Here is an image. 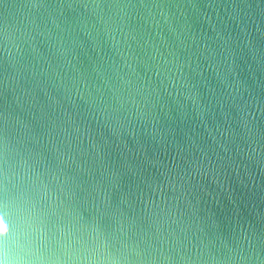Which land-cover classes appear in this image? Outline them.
I'll return each mask as SVG.
<instances>
[{"label":"water","instance_id":"obj_1","mask_svg":"<svg viewBox=\"0 0 264 264\" xmlns=\"http://www.w3.org/2000/svg\"><path fill=\"white\" fill-rule=\"evenodd\" d=\"M2 264H264V0H0Z\"/></svg>","mask_w":264,"mask_h":264},{"label":"clouds","instance_id":"obj_2","mask_svg":"<svg viewBox=\"0 0 264 264\" xmlns=\"http://www.w3.org/2000/svg\"><path fill=\"white\" fill-rule=\"evenodd\" d=\"M0 264H2V262H0Z\"/></svg>","mask_w":264,"mask_h":264}]
</instances>
